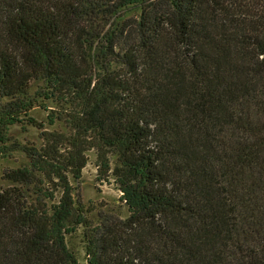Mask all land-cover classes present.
<instances>
[{"label":"trees","instance_id":"16d2710c","mask_svg":"<svg viewBox=\"0 0 264 264\" xmlns=\"http://www.w3.org/2000/svg\"><path fill=\"white\" fill-rule=\"evenodd\" d=\"M0 99V264H84L81 224L87 264H264V0H0ZM92 150L125 219L88 220Z\"/></svg>","mask_w":264,"mask_h":264},{"label":"rangeland","instance_id":"374dc122","mask_svg":"<svg viewBox=\"0 0 264 264\" xmlns=\"http://www.w3.org/2000/svg\"><path fill=\"white\" fill-rule=\"evenodd\" d=\"M132 13L137 14V12ZM51 108H55V106L52 101H49L47 107L39 106L31 111V115L36 117L38 121L44 122L49 130H65L66 127L62 122H57L54 125L50 123L48 115ZM10 135V144L35 145L36 147L43 144L41 130L34 125L27 124V122L11 127ZM88 155L89 163L84 167L82 177L80 179L72 178V183L81 203L87 209H92L88 213V220L93 224H97L106 215H113L122 219L127 218L129 210L123 202L122 191L119 189L116 179L111 175L107 180L100 178L96 166V152L92 150ZM28 162L29 159L23 151L13 150L10 155H0V190L10 184L9 181L4 179L5 170L13 167L18 168ZM67 241L69 247L76 252L75 254L79 260L87 264L86 227L83 224L79 225L74 233L67 235Z\"/></svg>","mask_w":264,"mask_h":264}]
</instances>
